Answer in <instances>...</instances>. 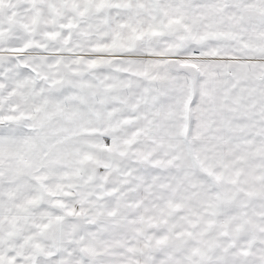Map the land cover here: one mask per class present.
Wrapping results in <instances>:
<instances>
[{"label": "snow or ice", "instance_id": "1", "mask_svg": "<svg viewBox=\"0 0 264 264\" xmlns=\"http://www.w3.org/2000/svg\"><path fill=\"white\" fill-rule=\"evenodd\" d=\"M0 264H264V0H0Z\"/></svg>", "mask_w": 264, "mask_h": 264}]
</instances>
